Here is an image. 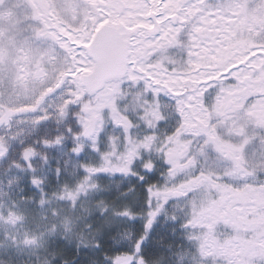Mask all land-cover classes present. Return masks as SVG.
<instances>
[{
    "label": "snow or ice",
    "instance_id": "6c2138e0",
    "mask_svg": "<svg viewBox=\"0 0 264 264\" xmlns=\"http://www.w3.org/2000/svg\"><path fill=\"white\" fill-rule=\"evenodd\" d=\"M18 6L22 15L0 20V130L14 139V123L38 129L56 116L75 122L77 130L65 128L68 151H90L99 163H81L75 188L52 193L73 211L81 195L105 191L94 178H134L117 181L115 193L84 209L95 234L81 236L76 254L92 249L107 264H147L149 237L164 217L192 244L194 264H264V0ZM63 142L60 135L39 138L20 158L35 173L36 146ZM63 170L56 167L57 178ZM30 182L44 192L42 178ZM8 219L24 217L13 211ZM136 220L142 229L127 249L117 242L108 255L113 225ZM62 230L69 231L66 222ZM0 240L36 243L7 231Z\"/></svg>",
    "mask_w": 264,
    "mask_h": 264
},
{
    "label": "rangeland",
    "instance_id": "374dc122",
    "mask_svg": "<svg viewBox=\"0 0 264 264\" xmlns=\"http://www.w3.org/2000/svg\"><path fill=\"white\" fill-rule=\"evenodd\" d=\"M20 4L21 0H3V3L0 4V20L14 19L16 16L22 15L24 9L18 6ZM31 127V125L14 123L11 133V136L15 137L14 139H9L0 130V143H3L7 148V144L11 141L16 143L19 139L31 135L28 134ZM75 130H77L76 126ZM107 130L113 132L110 125ZM114 134H119V130H116ZM60 136L64 137L62 146L46 149L42 156L35 154V159L32 161L35 173L31 172L24 162L16 163L14 161L15 163L12 162L9 165L7 162L4 164V161L0 159V233L7 231L18 235L21 239L26 236L36 238V243L33 246H25L23 243L17 245L11 241L0 240V264H107L103 251L95 252L92 249L81 248L80 253H75L76 257L73 256L74 260L69 261H66L65 256L63 257L61 254L64 251L75 250L81 236L86 240H91L95 234L89 232L85 227L87 223L95 222V219L90 217L84 209L91 207L92 202L99 199L100 196L108 197L115 193L117 181L127 184L134 178L125 179L119 176L94 178L99 179V183L105 191L102 193L89 191L86 196L81 195L82 206L73 211L67 198L60 201L54 198L52 193L64 191L65 185L69 189H74L84 175L79 165L81 163L98 164L99 160L95 153L87 150L80 157L73 156L68 151L73 145L72 137L67 133ZM45 153L47 154V163H44L43 160ZM57 166L64 169L59 178L55 172ZM33 175L44 180L43 193L33 188L30 182ZM22 195L29 199L21 201ZM41 199L46 201L43 207L37 203ZM14 204L15 208H13ZM53 210L59 215H53ZM13 211L24 217L22 223L14 224L8 219L9 214ZM44 216H47L46 220L43 219ZM64 222L68 225L69 231L67 232L62 230ZM53 224L57 225L55 232L52 231ZM141 229L140 220L114 224L111 234L115 239L110 240V246L104 251L108 255L115 254L119 250L117 242L124 244L127 249L128 238H134V235ZM194 251L195 249L185 238L179 226L161 217L160 222L151 232L145 254L147 264H194ZM181 257L183 258L181 259ZM61 258L64 261L62 263L60 262Z\"/></svg>",
    "mask_w": 264,
    "mask_h": 264
},
{
    "label": "trees",
    "instance_id": "16d2710c",
    "mask_svg": "<svg viewBox=\"0 0 264 264\" xmlns=\"http://www.w3.org/2000/svg\"><path fill=\"white\" fill-rule=\"evenodd\" d=\"M69 125H71L73 127V129L75 130L76 125H75L74 121H72L70 119L66 120V119H64V117L58 116L56 119L50 120L47 124L42 125L38 129H35V132L33 134V137L31 138V140L24 143L21 148H25V146L32 147L33 142L39 138H42V137L51 140L54 137H56L57 135H63L64 133H66L65 128L68 127ZM44 152H46V149L39 147V146H36V150H35L36 155L42 156V154ZM20 156H21L20 152L18 150L16 151V148L13 147L7 153V158H6V161L4 162V164L7 162V164L10 165L14 161H16V163H19L18 160H19ZM21 162H23V161H21ZM75 253H76V249L72 250L71 252L70 251L69 252L64 251L61 255L63 257L65 256L66 261H69V260H74L73 256L76 257ZM60 260H61L60 261L61 263L64 262L62 260V258Z\"/></svg>",
    "mask_w": 264,
    "mask_h": 264
},
{
    "label": "flooded vegetation",
    "instance_id": "af4514ba",
    "mask_svg": "<svg viewBox=\"0 0 264 264\" xmlns=\"http://www.w3.org/2000/svg\"><path fill=\"white\" fill-rule=\"evenodd\" d=\"M212 2H216V0H212ZM21 144H22L21 142L13 143L11 141L9 144H7V153L9 152L10 149H12L13 147H15L16 148V151L18 150L20 152V155H21V151H22V149H24V148H21L22 147Z\"/></svg>",
    "mask_w": 264,
    "mask_h": 264
}]
</instances>
